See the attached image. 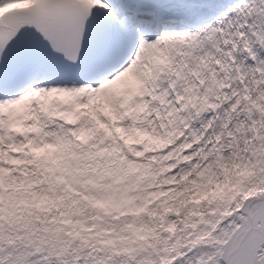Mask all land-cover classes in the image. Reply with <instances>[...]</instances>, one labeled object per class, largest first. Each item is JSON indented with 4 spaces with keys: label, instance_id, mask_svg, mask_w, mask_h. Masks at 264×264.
<instances>
[{
    "label": "snow or ice",
    "instance_id": "6c2138e0",
    "mask_svg": "<svg viewBox=\"0 0 264 264\" xmlns=\"http://www.w3.org/2000/svg\"><path fill=\"white\" fill-rule=\"evenodd\" d=\"M264 264V0H0V264Z\"/></svg>",
    "mask_w": 264,
    "mask_h": 264
},
{
    "label": "clouds",
    "instance_id": "9594fccd",
    "mask_svg": "<svg viewBox=\"0 0 264 264\" xmlns=\"http://www.w3.org/2000/svg\"><path fill=\"white\" fill-rule=\"evenodd\" d=\"M37 264H38V262H37Z\"/></svg>",
    "mask_w": 264,
    "mask_h": 264
}]
</instances>
